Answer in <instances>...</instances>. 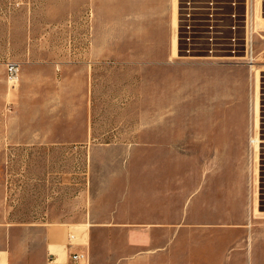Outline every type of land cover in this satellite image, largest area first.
Here are the masks:
<instances>
[{"label":"rangeland","instance_id":"obj_1","mask_svg":"<svg viewBox=\"0 0 264 264\" xmlns=\"http://www.w3.org/2000/svg\"><path fill=\"white\" fill-rule=\"evenodd\" d=\"M222 14L215 50L181 0H0V225L83 242L92 205L202 203L264 264V0Z\"/></svg>","mask_w":264,"mask_h":264},{"label":"crops","instance_id":"obj_2","mask_svg":"<svg viewBox=\"0 0 264 264\" xmlns=\"http://www.w3.org/2000/svg\"><path fill=\"white\" fill-rule=\"evenodd\" d=\"M206 210L202 203L138 201L99 213L92 205L83 242L67 237L64 225L36 227L38 235L0 225V264H238L240 250L221 227H208ZM111 231L119 237L110 239ZM72 253L81 257L72 262Z\"/></svg>","mask_w":264,"mask_h":264},{"label":"bare ground","instance_id":"obj_3","mask_svg":"<svg viewBox=\"0 0 264 264\" xmlns=\"http://www.w3.org/2000/svg\"><path fill=\"white\" fill-rule=\"evenodd\" d=\"M220 4V0H181V25L183 28V33L188 34V36L200 35V38L201 36H203V39H201L202 42L203 40H210L211 48H214L215 50L217 48L224 47L225 43H219V37L222 35L223 29V21L220 20L223 14L222 11H220L218 8ZM174 20L176 21V17ZM237 23H239L240 26V21H238ZM194 41L195 40L193 39L190 40V43L188 44L189 48H193L194 46H196V44L192 45ZM232 41L233 43L231 45L233 46V48L240 47L241 43L239 38L236 37ZM175 48L176 38L174 39V49ZM257 141L263 142L264 140L257 139Z\"/></svg>","mask_w":264,"mask_h":264},{"label":"built area","instance_id":"obj_4","mask_svg":"<svg viewBox=\"0 0 264 264\" xmlns=\"http://www.w3.org/2000/svg\"><path fill=\"white\" fill-rule=\"evenodd\" d=\"M246 2H249V0H245ZM221 4L218 6L220 11L224 10L225 4H233L236 5L237 3L241 2V0H220ZM9 70L10 72L13 74L14 71L16 70V64L13 62H10L8 64ZM81 257V255H79L78 253H72L70 258L72 259V262L77 261L79 258Z\"/></svg>","mask_w":264,"mask_h":264}]
</instances>
